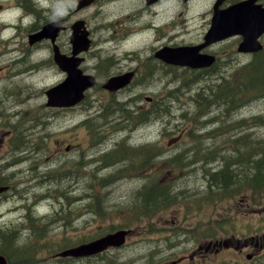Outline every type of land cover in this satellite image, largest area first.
Listing matches in <instances>:
<instances>
[{"label":"rangeland","instance_id":"374dc122","mask_svg":"<svg viewBox=\"0 0 264 264\" xmlns=\"http://www.w3.org/2000/svg\"><path fill=\"white\" fill-rule=\"evenodd\" d=\"M10 3L12 0H6L0 12L3 22L16 20L23 9L9 8L7 5ZM193 3L197 9L195 15L192 7L181 4L179 0H159L152 5H147L145 0H97L81 10L76 9V0H64L63 5H56L54 0H45L44 5L48 10H41L35 15L29 14L35 18L47 16L51 19L50 13L53 10V18L61 16V23L67 26L62 36H67L65 40L62 38L63 43L69 42L71 25L76 20L85 18L93 32L94 44L83 67L91 72L96 71L102 80H106L111 74L113 59L116 60V57H122V61L119 66H113V72L135 67L140 62L150 69L154 65L159 66V69H155L154 79L150 77L148 85L138 86L139 92L143 94L137 102H147L148 96H154L156 100L158 96L165 94L170 99L166 100L167 106L169 109L174 107L171 111L176 113L153 118L148 125L137 127V131L122 129L124 124H116L115 120L120 116L124 120L128 119L131 116L130 110L118 108L116 111L115 105L118 102L114 100V95L99 86L90 91L89 97L81 105L55 111L47 106L45 91L65 78V74L57 66L49 68L44 63L38 65L34 72L17 74L25 64L13 69L8 62L0 64L1 74L6 75V81L0 87V176L4 175L0 179L6 181V177H11L10 182L20 185L24 196L33 195V198H29L30 207L22 204L24 199H20L16 192H12L6 202H0V229L6 232L17 229L18 240L26 246L38 244L31 261L23 264H42L43 260L60 264L55 257L58 244L64 245L81 239L92 240L96 235L100 236L103 230L110 229L112 232L123 228L122 226L129 228L127 225H132L131 229L134 230L123 246L115 251H108L103 256L92 257L84 264H172L179 253L183 254L185 250L191 252L199 242L213 241L209 239L211 237L230 242L250 239L254 233V216L264 222V186H257L252 178L241 183V190L232 193L231 197H225L226 190L219 188V183L212 181L208 174L210 169H221L224 162L212 160L209 163L212 167L204 166L202 162L187 165L186 162L190 159L184 158L191 140L203 134L202 131L198 132L201 127L209 126L213 132L222 124L223 129L217 130L216 136L209 138L211 142H200L201 146L209 147L202 148V152L199 150L197 156H210L213 146L226 148L228 144L234 143L233 139L243 136L244 145L240 151H222L227 156L242 160V163L232 165L238 177L228 175L226 181L235 178L240 182L248 176L254 177L257 163L264 165V97H243L240 99L241 106L238 107L234 102V108L225 115L222 108L214 107L206 115L198 117V104L193 100L197 95L196 90L185 91L193 84H189V88L184 85L190 82L191 72L166 68V65L153 58L157 47L164 42L195 44L204 40L209 27L208 23L199 20V12L204 6ZM51 5L52 10L49 9ZM180 11L183 16H188L185 21ZM29 19L30 17L24 18L26 23ZM7 34L9 32L6 31ZM239 42L240 38L233 37L217 45L216 50L219 51L222 62L216 72L226 74L250 60V54L237 53ZM13 45L20 50V43L15 42ZM39 54L41 52L36 54L37 57ZM0 56L2 57V49ZM147 57L149 63L145 64ZM2 66L10 70L5 69L4 72ZM208 82L210 80L204 81L201 89ZM131 93L133 92H122L116 98L125 100ZM103 105L106 106L107 114L110 111L107 119L100 117ZM197 117L198 120L195 121ZM88 118H92L91 121L84 123ZM103 122L107 123L101 127ZM94 123L97 131L93 129ZM184 128L187 132L182 140L168 146L170 139L178 136ZM227 129H235V133L224 134ZM124 139L127 145L128 142L144 140L156 143L153 152L149 148L150 154L154 156L158 150H163L164 155L155 160L161 163L167 158V161L163 164L150 162L142 165L144 159L130 151L123 159L112 157L104 162V155L112 153L115 142ZM176 154L178 156L174 161L168 160ZM8 164L13 165L9 167ZM98 165L101 167H96ZM40 166L50 170L54 186L50 190L41 191L40 195H48L44 197L49 198H43L41 206L48 207L47 210L52 213L51 209L58 208L63 201L67 210L70 207L71 213L59 209L60 212L53 213V218L46 220L47 224L42 220L44 224L38 226L33 233L30 227H26V223L22 226L19 222H26L27 218L24 216L30 215L31 211L33 214L38 213L35 207L40 200L38 197L35 199V192L46 185V178L33 182L43 177ZM218 179L222 180L221 176ZM149 182H161L172 193L164 199L162 207H153L150 216L141 218V201L137 198L136 191ZM87 192L94 195L91 199L95 203L91 206L86 199ZM70 195L78 197L70 199ZM146 207L150 211L152 206L147 203ZM64 223L70 225H65V229L57 227ZM236 230L241 231L239 239L231 236ZM68 240L70 241L67 242ZM47 241L52 247L40 246ZM1 248L3 246L0 244V251ZM237 250L214 254L215 259L213 257L210 264H224L225 260L226 264H246ZM197 259L199 257L193 256L189 262L192 264ZM14 260L13 264H17L19 258L14 257Z\"/></svg>","mask_w":264,"mask_h":264},{"label":"flooded vegetation","instance_id":"af4514ba","mask_svg":"<svg viewBox=\"0 0 264 264\" xmlns=\"http://www.w3.org/2000/svg\"><path fill=\"white\" fill-rule=\"evenodd\" d=\"M6 0H0V12L3 9V7L5 6L4 2ZM57 1V2H55ZM181 2V4L188 6V7H192L194 9V14L195 15L197 13V9L194 6V3H196V5H200V6H204V8L199 12V20H203V22L210 24L214 18L215 12L216 11H222L225 10L226 8H228L231 4L235 3L237 0H179ZM43 2H45V0H43ZM146 4L147 0H145ZM36 1L35 0H12V3L8 4V6L10 7H21L23 8L21 11V14L19 15V17L16 20H11L8 22H3V19L0 18V49H2V57L0 56V64L5 65L6 62H8V65L13 69V67H17L19 65H23L25 64L24 68H21L17 74L19 73H24V72H34L35 70H37L38 64L40 63L42 64H47L46 66L53 67L54 65V57H53V43L51 42V40L45 39L42 40L36 44L30 45L28 42V36L31 33V30L33 31H37L43 24L40 25H35L37 22L35 17L30 16L29 14L31 13L32 15H35V12L32 10V8L34 9V5H35ZM53 3V2H52ZM54 3L56 5H63L64 4V0H54ZM262 3L264 4V0L262 1ZM192 4V5H190ZM30 6V7H28ZM32 7V8H31ZM42 7H44V9H47V7H45L44 4H42ZM52 10L53 5L49 6ZM25 8V9H24ZM33 11V12H32ZM53 12V10H52ZM50 13V18L53 19L54 15L53 13ZM62 12V11H60ZM181 17H184V21L186 20V17L188 16H183V12L180 11ZM179 14V15H180ZM30 17L29 22H25L24 18ZM48 18V17H47ZM49 19V18H48ZM182 20V19H181ZM13 25V26H12ZM34 25V26H32ZM111 40L113 42V22L111 23ZM209 28V27H207ZM6 29H11V30H6ZM67 29V28H66ZM6 31L9 32V34L6 35ZM23 31H25V33L23 34ZM65 31V30H64ZM64 31H62V33L60 34V36L58 37V43L59 46L61 48V51L65 52V54L70 55L71 53V47L69 46L68 43L62 41V36ZM208 31V29H207ZM204 37L206 36V33ZM14 32V34L11 36V33ZM24 36V37H23ZM65 38V36H64ZM63 38V40H64ZM11 42H17L20 43L21 47L20 50L17 48V46L13 45V43ZM204 42V40L202 42L199 43H195V44H189V45H200ZM220 43H216L215 45L203 48L200 50L199 53H209V54H216V55H220L219 51H217L216 47L217 45H220ZM188 44V43H186ZM165 45H171V46H179V45H185L184 43H178V42H169V43H162V45H160L158 48H161L162 46ZM36 46H40L43 47L44 49L41 50L39 48H37ZM116 47H112V49H115ZM157 48V49H158ZM217 52H215V51ZM41 52V54L38 55L37 57V53ZM130 57L132 60H134L135 58H133V56H128ZM89 58L88 53L86 54V59ZM155 59L156 56L154 54ZM221 57H218V60H220ZM88 60V59H87ZM160 62H162V64L166 65V68H170V69H184V70H189L191 69L190 67H181L178 65H172V64H168L165 63L163 61H161L160 59H157ZM217 60V59H216ZM122 61V57H116V60L113 59V63H112V72L110 74L111 76H115V75H119L121 73H125V72H129L132 71L134 73L133 75V80L131 81V83L125 87L122 88L118 91H112L110 92L111 94L114 95V97L116 98L117 95L121 94L122 92H127V91H131L133 93L129 94L127 96V98L125 100H119L117 99V102H128L127 104V108L130 110V115L134 118H136L137 123L136 125H141V127L148 125V118L147 115L152 112L153 110H159L161 107H164L166 105H162L161 102H164L165 100H169L167 99L168 97L163 94L161 96H158L156 98V100H154V96H148L146 97L147 102L145 101L144 103H138L137 101L141 100L139 98H141L140 96L143 94V92H139V87L138 86H146L148 85V82L150 81V77L151 79H154L155 76V69L159 66L154 65L152 69L146 68L144 67V64L142 65V63L140 62L139 64H137V66L135 67H128L127 69H120V70H115L113 72V66H119V64ZM146 61V62H145ZM144 63L147 64V62L149 63V57H147L145 59ZM4 68V66H2ZM211 70H213L212 67ZM1 69V66H0ZM5 69H8L7 67L4 68V72ZM159 69V68H157ZM206 68H202L200 69V71H205ZM10 70V69H8ZM208 70V69H206ZM96 76H101L100 74H98L96 71ZM97 76V77H98ZM6 75H2L0 72V87L4 84L2 82L6 81L5 80ZM171 78V77H170ZM105 81V80H104ZM104 83V82H103ZM101 83V86L102 84ZM1 90V89H0ZM1 94V92H0ZM139 99V100H138ZM142 145H137L136 147L138 148H143L141 147ZM208 147V146H207ZM149 159H145V162H148ZM209 161V156L207 154H205V158H195L193 159V163H197V162H202L207 164ZM211 166V165H209ZM212 167V166H211ZM214 170L210 169L209 173L212 176L213 175ZM6 197H0V201H5ZM260 209V208H257ZM28 216V215H25ZM263 219L257 218L254 216V234L253 237L251 239V243H249L248 240L245 241H227L224 243V245L227 247V251L229 250H234V249H238L237 252L240 253V256L242 258L245 259L246 264H264V222H262ZM24 223H26V227L29 225H32V223L29 222H19L20 225H24ZM234 246V247H232ZM219 250V249H217ZM211 249H203V245L201 243H198L195 245V248L193 251L189 252V257L190 259H193L194 257H199V259H197L196 261L193 260L192 264H198L201 263L203 261L206 262V264L208 263V261L211 263L212 260V253H211ZM205 252V253H204ZM197 253V255L195 254ZM199 254V256H198ZM205 254V255H203ZM180 260L182 261V263L184 264H191V262H189V260H186V255H183Z\"/></svg>","mask_w":264,"mask_h":264},{"label":"water","instance_id":"95a60500","mask_svg":"<svg viewBox=\"0 0 264 264\" xmlns=\"http://www.w3.org/2000/svg\"><path fill=\"white\" fill-rule=\"evenodd\" d=\"M93 0H79L78 7L91 3ZM256 0H245L233 5L225 12V20H215L210 33L207 37L209 42L222 39L234 34H242L244 41L240 49L244 51H256L262 48L258 42L259 37L264 33V10L260 6H255ZM84 21L80 20L73 25L74 33L72 43L74 47V56L87 50L90 46L89 32L83 30ZM59 29L53 24L47 25L37 38L52 37L55 40ZM168 62L186 64L182 62L183 56L177 50L171 52L167 48L159 50L156 54ZM57 62L63 70L68 72V77L60 84L47 90L48 105L52 106H72L78 103L84 97V91L95 84L93 76L84 75L78 68L77 60L73 57L65 58L57 51ZM186 61V60H185ZM131 77V73L123 76L113 77L105 87L109 89H118L126 85ZM8 186H0V192L7 190ZM127 231L120 230L115 233L103 236L93 242L81 245L77 248L68 250L66 253L74 255H91L99 253L109 246H119L125 242ZM4 258L0 256V264H4Z\"/></svg>","mask_w":264,"mask_h":264},{"label":"trees","instance_id":"16d2710c","mask_svg":"<svg viewBox=\"0 0 264 264\" xmlns=\"http://www.w3.org/2000/svg\"><path fill=\"white\" fill-rule=\"evenodd\" d=\"M220 74L221 76L217 80H214L216 82L207 89V95H205L204 92L203 95L206 99H209V102L213 105H217L222 109L226 107V112H228V110L233 107L234 102L237 103V105L240 104V99L243 97H245V99L251 98L250 96L259 98L264 97V50L256 54L254 61L250 62L248 65L242 66L241 68L236 69V71L231 70L227 73L228 75L224 74L226 76L223 75V72ZM262 151V158L264 159V145L262 147ZM134 153L137 154L135 149ZM115 154L119 155L120 151H116ZM115 154L111 153L110 155H106V161L107 158H112V155L117 157ZM257 168L256 175L259 177L258 180H260L262 185H264L263 163H261V166L259 163H257ZM219 175L221 176L222 183H227L226 180L228 174L220 173ZM6 178L9 179V177ZM6 181L1 182L4 184ZM158 187L159 186L157 182H149L145 184L140 190L136 191L137 197L139 199H142L144 202H147L150 206H152L150 207L149 212L145 208L143 214L150 215L151 209H153V207H162L164 199L169 196V191L158 190ZM87 197L90 206L92 203H95L91 199L94 197L91 192L87 194ZM102 232L103 231H101V233ZM1 241L3 246L9 247V249L12 250V255H14L17 249L16 236L11 232H7L4 235L2 234Z\"/></svg>","mask_w":264,"mask_h":264},{"label":"bare ground","instance_id":"6f19581e","mask_svg":"<svg viewBox=\"0 0 264 264\" xmlns=\"http://www.w3.org/2000/svg\"><path fill=\"white\" fill-rule=\"evenodd\" d=\"M146 24V23H145ZM13 26V25H12ZM22 76V75H21ZM23 77V76H22ZM26 77V76H25ZM19 78V77H18ZM21 79V78H20ZM25 79V78H24ZM162 108V107H161ZM151 262V261H150Z\"/></svg>","mask_w":264,"mask_h":264}]
</instances>
